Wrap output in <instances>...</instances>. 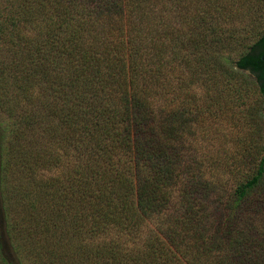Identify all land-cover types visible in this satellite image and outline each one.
Masks as SVG:
<instances>
[{
    "label": "trees",
    "instance_id": "trees-1",
    "mask_svg": "<svg viewBox=\"0 0 264 264\" xmlns=\"http://www.w3.org/2000/svg\"><path fill=\"white\" fill-rule=\"evenodd\" d=\"M1 42L0 264H264V0H0Z\"/></svg>",
    "mask_w": 264,
    "mask_h": 264
},
{
    "label": "rangeland",
    "instance_id": "rangeland-1",
    "mask_svg": "<svg viewBox=\"0 0 264 264\" xmlns=\"http://www.w3.org/2000/svg\"><path fill=\"white\" fill-rule=\"evenodd\" d=\"M247 8V5H244V9ZM247 10V9H246ZM250 10V7H249ZM253 8L251 9L252 12ZM245 12H242V14L244 15ZM247 17L245 18V16H241V21H234V24H226L227 26H231L234 25L236 26V28L238 29H244L248 23L250 22V11L247 12ZM221 26L224 27V23H221ZM240 32L242 30H239ZM14 51V46L10 43H4L1 42L0 43V62H2L3 64L8 62V60L11 58V55ZM13 91V90H12ZM193 92V90H191ZM200 89H195V94L196 96H200ZM17 93V91L15 92V94ZM203 94V93H202ZM241 95L240 97L245 101L244 106L242 105V107H249L251 105L254 106H258L260 103V98L258 96L257 91H255L251 85H247V86H242L241 90H236V91H230L229 95H231V97L233 96H238ZM229 95L226 94L225 91H222V93H220V95L217 97V101L219 103H222L224 100H228L229 101ZM195 96V97H196ZM6 105V103H5ZM241 108V107H239ZM6 109V110H5ZM238 112V108H234V110L232 112L230 111H223L220 112L217 116L215 117H211V119L208 121V123H206L207 125V129L206 128H202V132L203 134L209 135L211 137V142L216 144H220L222 146V148L226 151L225 155H229V154H234V149H235V144L240 141V139H246L247 133L249 131V129L251 128L250 125H247L246 118L244 119V117L239 116ZM7 108L5 106L0 107V125L2 123V121H4L5 117L8 115L7 114ZM4 118V119H3ZM210 117L207 118V120ZM257 123L260 125L262 122L260 121V119L256 118ZM204 123V124H205ZM202 126H204L202 124ZM5 134V133H4ZM202 135V134H201ZM260 135H264V131L261 130L260 131ZM199 136V134H198ZM197 136V140L199 141H204L205 140V136L203 135L202 137H198ZM27 138V134L24 135L22 142L25 145L26 141L25 139ZM256 140H260V137L254 138ZM253 139V140H254ZM222 156H224L223 154H220ZM55 171L51 170V171H44L43 175L46 177L50 174H53ZM30 188V192L32 191V194H38V190L35 187H30L27 186V189ZM29 190V189H28ZM37 204V203H36ZM36 208H34L35 211ZM37 210V209H36ZM39 211V210H37ZM148 226V224H147Z\"/></svg>",
    "mask_w": 264,
    "mask_h": 264
},
{
    "label": "water",
    "instance_id": "water-1",
    "mask_svg": "<svg viewBox=\"0 0 264 264\" xmlns=\"http://www.w3.org/2000/svg\"><path fill=\"white\" fill-rule=\"evenodd\" d=\"M262 60H264V59H262Z\"/></svg>",
    "mask_w": 264,
    "mask_h": 264
}]
</instances>
